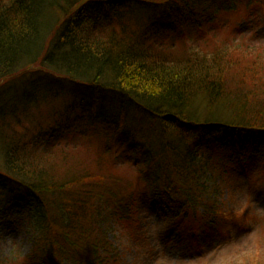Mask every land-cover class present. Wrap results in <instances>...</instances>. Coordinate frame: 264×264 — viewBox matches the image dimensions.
<instances>
[{"label":"trees","instance_id":"obj_1","mask_svg":"<svg viewBox=\"0 0 264 264\" xmlns=\"http://www.w3.org/2000/svg\"><path fill=\"white\" fill-rule=\"evenodd\" d=\"M244 3L264 12V0H0V97L11 87L22 102L46 106L43 96L58 98L62 84L82 93L88 129L67 147L110 142L143 192L181 224L196 218L197 230L200 213L227 215L213 197L227 167L236 158L247 166L254 155L264 163V53L222 39ZM136 18L138 33L130 27ZM190 23L202 46L187 42ZM6 121L1 106L0 134ZM50 135L52 128L29 143L12 136L0 145V218L27 216L31 261L108 264L112 244L99 223L130 218L135 189L102 174L99 161L101 172L73 162L60 141L57 151L46 144ZM14 258L0 264L27 261Z\"/></svg>","mask_w":264,"mask_h":264},{"label":"rangeland","instance_id":"obj_2","mask_svg":"<svg viewBox=\"0 0 264 264\" xmlns=\"http://www.w3.org/2000/svg\"><path fill=\"white\" fill-rule=\"evenodd\" d=\"M226 22L229 24L224 28L222 39L231 44L243 42L251 50L264 53V12L260 6L247 8L244 3L238 14ZM142 24L140 18L130 21L132 30H138ZM185 27L187 42L192 46L201 45L195 26L190 23ZM7 91L8 94L0 97V107L3 106L7 113L6 128L0 134L2 147L7 137H19L29 143L40 132H51L52 128L54 136L48 137L47 145L51 143L57 151L60 141L62 150L59 151L69 152L73 162L81 166L90 165L93 170L101 172L100 167L96 168L99 161L104 168L102 174H113L123 181V185L130 182L129 185L135 189L137 203L130 218L120 224L99 223V230L112 244L109 253H104L108 264H264V163L259 156L254 155L247 166L236 158L237 162L227 167V182L222 181L221 190L213 196L227 215L204 220L200 213L197 230H194L192 224L196 218L189 219V225L181 224L170 206L143 192L144 185L136 170L128 166L126 160L123 164L122 160L115 159L110 142L95 140L92 148L89 145L91 138H88L81 142L82 147L78 150L67 147L73 139L75 144L79 143L75 134L88 129L87 113L79 106L82 93L62 84L58 98L45 94L46 106H40L19 100L16 89L8 87ZM14 103L19 105L17 110H14ZM64 127L70 132L60 137L57 133H62ZM133 129H138L135 124ZM41 147L47 150L45 145ZM3 153L0 151V158ZM208 183L211 191L213 180ZM32 232L26 215L15 213L0 218V259L8 260L15 256L16 260L26 259L25 264H57L46 255L38 261L28 259L35 243Z\"/></svg>","mask_w":264,"mask_h":264}]
</instances>
